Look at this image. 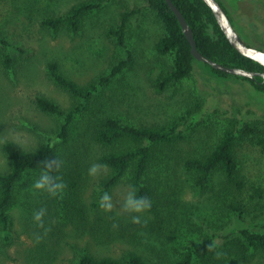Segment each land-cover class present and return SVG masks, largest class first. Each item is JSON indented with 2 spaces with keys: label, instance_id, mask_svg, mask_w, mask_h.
Here are the masks:
<instances>
[{
  "label": "rangeland",
  "instance_id": "rangeland-1",
  "mask_svg": "<svg viewBox=\"0 0 264 264\" xmlns=\"http://www.w3.org/2000/svg\"><path fill=\"white\" fill-rule=\"evenodd\" d=\"M86 1L92 0H0V38L15 46L10 68L0 48V172L9 165L2 151L5 142L15 141L26 151L49 143L58 151L64 185L59 206L45 188L35 187L40 171L24 179L10 211L11 236L5 241L0 234V264H77L83 252L112 258L132 252L152 264H168L180 259L191 241L207 236L214 237V249L220 255L215 264H264V251L247 247L238 237L242 228L264 231V198L258 200L251 190H264L260 150L246 142L237 148L246 181L242 193L226 185L220 172L208 189H197L183 166L186 158L209 153L228 119L264 121V95L246 80L209 74L199 61L176 87L158 89V73L171 67L172 56L156 50L164 29L147 0H100L102 6L82 18L78 33L65 28L54 32L41 25L44 18L62 15ZM220 1L241 39L264 51V0ZM125 11H136L126 29L133 61L79 114L64 140L59 136L62 119L35 104L37 96L65 110L74 102L50 79L47 63L58 62L61 71L81 85L107 73L125 56L108 35V28L116 27ZM196 106L200 115L192 124L186 112ZM107 116L138 127L180 123L184 138L156 148L149 170L159 211L156 216L126 206L130 198L126 181L108 200L97 189L107 170L96 162L104 149L95 142L94 129ZM71 180L76 188L69 186ZM238 203L243 205L241 215L232 208ZM37 213H42L39 220ZM107 231L111 236H104ZM235 242L248 250H237Z\"/></svg>",
  "mask_w": 264,
  "mask_h": 264
},
{
  "label": "trees",
  "instance_id": "trees-1",
  "mask_svg": "<svg viewBox=\"0 0 264 264\" xmlns=\"http://www.w3.org/2000/svg\"><path fill=\"white\" fill-rule=\"evenodd\" d=\"M2 1L6 2L8 0ZM217 1L221 4L231 21L225 5L220 0ZM172 2L181 11L191 27L197 49L201 54L229 67L264 72V66L243 56L230 44L211 9L204 1L172 0ZM2 4L4 5V3ZM147 4L155 11L164 29V35L156 43V50L160 55L170 54L172 56L171 67L158 73L156 86L160 90L174 88L195 71V62L197 60L193 57L191 46L182 31L176 15L167 2L165 0H147ZM101 6L102 2L100 0L79 2L71 6L62 15L44 18L41 21V25L54 32L65 28L69 32L78 33L82 18L98 10ZM135 13L136 11L123 12L119 24L116 27L108 28V35L123 49L125 56L117 60L107 73L81 85L67 77L61 71L58 62L49 61L47 63V72L50 79L70 95L74 102L70 108L65 110L45 96H37L35 104L42 112L53 114L62 119L59 130V136L62 139H67L71 125L79 114L89 108L96 95L106 88L113 78L124 72L131 65L133 53L126 41V29L129 19ZM14 47L12 43L0 38L3 61L8 68L13 64L11 50ZM203 64L208 68L209 74L211 73L219 79L236 77L246 80L259 93L264 95V80L262 77H256L255 79L243 78L216 70L209 64ZM197 108L199 106L190 108L186 112V116L191 117L192 124L200 115L196 111ZM192 124H190V129ZM183 138V130L180 129L179 121H172L164 125L138 127L112 116L99 120L94 129V140L104 151L97 157L96 162L107 170L106 176L97 185L102 197L107 196L109 198L113 190L120 183L126 181L130 189V198L145 197L149 199L151 207L145 212L156 216L159 211L154 189L149 178L154 152L159 146L173 144ZM242 142L250 143L258 148L264 156V121L257 123L246 122L237 118L228 119L215 145L208 154L199 157H188L184 160V168L192 174L190 183L197 189L206 190L210 187L213 176L220 172L226 185L237 193H242L246 189V181L241 175L236 156L237 148ZM2 151L8 158L9 165L6 171L0 172V234L7 241L11 236L13 223L10 211L16 202V197L22 188L21 184L24 179L33 172L40 171L42 173V171L46 170L45 165L48 162L56 161L58 162V167L55 168L53 175L57 183H62L63 170L57 149L49 143L43 144L33 151H26L19 143L7 141L2 145ZM69 186L76 188L77 183L71 180ZM251 190H253L258 200L264 198V190L262 188L252 187ZM46 191L55 204L62 206L63 194L61 189L55 193L47 189ZM242 207L241 203L232 206L234 210L239 212V215L243 212ZM78 214L84 218L81 211L78 210ZM107 232H109L107 235H103L111 236V231ZM238 237L247 247L264 251V231L256 232L249 228H242L238 231ZM234 246L243 253L248 250L247 247L241 246L237 242H235ZM214 247L213 236L191 241L184 247L181 258L168 264H215L219 262L220 255L215 251ZM77 264L152 263L144 256L132 252L122 258L96 256L83 252L78 256Z\"/></svg>",
  "mask_w": 264,
  "mask_h": 264
},
{
  "label": "water",
  "instance_id": "water-1",
  "mask_svg": "<svg viewBox=\"0 0 264 264\" xmlns=\"http://www.w3.org/2000/svg\"><path fill=\"white\" fill-rule=\"evenodd\" d=\"M165 1L167 2L170 9L176 15L181 25L182 31L191 46V53L197 61L209 64L214 69L225 72L230 75L239 76L248 79H255L256 77H262L264 80V72L248 71L246 69L239 67H229L217 63L212 59L201 54L197 49L193 31L189 26V24L187 23L181 11L174 5L172 0H165ZM202 1H204L207 4V6L211 9L218 25L220 26L221 30L223 31L224 35L226 36L230 44L243 56L250 58L258 62L262 66H264V51L247 45L241 39L238 33L234 30L232 23L228 15L226 14L225 10L221 6V4L217 0H202Z\"/></svg>",
  "mask_w": 264,
  "mask_h": 264
},
{
  "label": "clouds",
  "instance_id": "clouds-1",
  "mask_svg": "<svg viewBox=\"0 0 264 264\" xmlns=\"http://www.w3.org/2000/svg\"><path fill=\"white\" fill-rule=\"evenodd\" d=\"M58 167V162L50 161L45 165L46 170L42 171L39 177L35 180V187L37 189L45 188L50 192L55 193L57 190H60L64 187L62 183H57L53 172L55 168ZM95 171V166L91 169ZM104 200H108V197L105 196ZM107 207H111V204H107ZM126 206L136 212H142L151 207V201L145 197H132L129 198L126 202ZM42 213L36 214V219L39 220ZM138 219V217H134Z\"/></svg>",
  "mask_w": 264,
  "mask_h": 264
}]
</instances>
